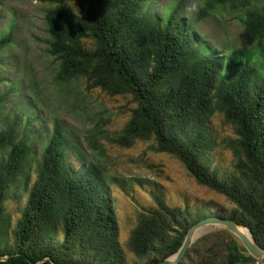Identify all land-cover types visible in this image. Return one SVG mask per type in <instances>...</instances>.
<instances>
[{
    "label": "trees",
    "instance_id": "obj_1",
    "mask_svg": "<svg viewBox=\"0 0 264 264\" xmlns=\"http://www.w3.org/2000/svg\"><path fill=\"white\" fill-rule=\"evenodd\" d=\"M31 1L50 5L43 42L55 64L52 83L126 96L133 104L119 131L88 130L87 150L104 164L102 141L124 149L150 142L152 152L176 159L232 209L170 207L150 193L153 206L136 214L121 244L106 167L88 160L57 120L49 122L44 142L36 140L21 112L29 102L19 110L10 103L2 114L12 102L6 87L0 93V264H129L127 253L132 264L159 263L208 216L245 226L264 249V0H202L191 20L183 17L187 0L157 13L151 7L157 0ZM218 9L234 15L249 47L216 49L192 29ZM12 37L11 29L0 35V54L14 45ZM217 128L229 136L219 138ZM219 150L230 153L227 167L215 163ZM7 199L24 200L14 223L3 207ZM256 262L230 233L216 230L196 240L178 264Z\"/></svg>",
    "mask_w": 264,
    "mask_h": 264
},
{
    "label": "rangeland",
    "instance_id": "obj_2",
    "mask_svg": "<svg viewBox=\"0 0 264 264\" xmlns=\"http://www.w3.org/2000/svg\"><path fill=\"white\" fill-rule=\"evenodd\" d=\"M176 1L157 0L151 7L156 13L164 12L162 6ZM201 2L202 0L185 1L182 5L183 17L186 20L194 19ZM49 7L50 5L31 0H0V35L11 29L14 42V45L0 54V93L9 87V96L12 98V102L6 103L1 113H8L10 103L15 104L19 110L29 102V108H22L21 112L23 118L30 121L28 132L34 134L36 140L44 142L46 133L49 132V122L53 119L80 144L82 150H87L86 132L94 125L110 132L119 131L128 120L133 104L126 96L110 97L98 90L87 92L79 84L58 88L52 83L55 64L45 53L43 42L47 36L43 15ZM192 29L216 49H237L251 44L234 15L223 10L218 9L203 20L196 21ZM36 98L42 102L40 105L35 103ZM216 120L214 119V124H217ZM217 130L219 138L229 136L228 130ZM101 143L105 155L104 164L97 152L87 150L85 154L88 160L104 165L114 180L109 191L114 200L113 208L121 244L126 242L136 214L142 208L153 206L150 193L160 195L170 207L207 206L211 213L221 211L224 214L232 209V205L223 197L199 186L176 159L167 154L152 152L150 142L137 141L126 149L105 141ZM34 150L32 159L36 160L40 151L39 143ZM219 151L215 152V163L220 167H227L231 160L230 153ZM23 203L24 200L21 205L10 199L4 201L5 212L13 223ZM127 257L128 263L132 264L134 257L128 253Z\"/></svg>",
    "mask_w": 264,
    "mask_h": 264
},
{
    "label": "water",
    "instance_id": "obj_3",
    "mask_svg": "<svg viewBox=\"0 0 264 264\" xmlns=\"http://www.w3.org/2000/svg\"><path fill=\"white\" fill-rule=\"evenodd\" d=\"M215 230H225L230 233L243 246L246 252L257 262L264 263V249L259 247L250 231L243 225L221 216H208L191 226L175 254L159 263L153 264H178L185 252L200 237Z\"/></svg>",
    "mask_w": 264,
    "mask_h": 264
}]
</instances>
